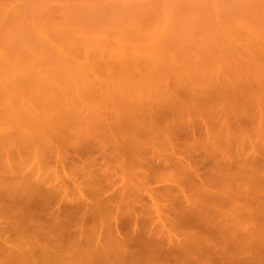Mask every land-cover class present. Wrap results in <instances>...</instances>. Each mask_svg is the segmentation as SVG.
I'll return each mask as SVG.
<instances>
[{
    "label": "rangeland",
    "instance_id": "obj_1",
    "mask_svg": "<svg viewBox=\"0 0 264 264\" xmlns=\"http://www.w3.org/2000/svg\"><path fill=\"white\" fill-rule=\"evenodd\" d=\"M43 27L47 29L45 34L42 33V30H45ZM48 32L49 37L47 36V38H43ZM12 37H16V42H14L13 45L15 47L19 45L20 49L24 48L23 52H25V49L27 48V52L30 51L29 47L31 48V46H33L31 48L32 54L30 53L31 59L28 58V56L21 60L18 56L19 60H17L19 65L21 63V66L23 67L26 59H30L31 62H28L30 64L29 67L31 66L28 69L29 76L34 77L35 73H38L37 71L42 65L39 66V61L41 59L38 61L37 59L41 58V55L39 57L38 55L43 54V52L44 54L42 57L44 56L47 63L50 61V70L54 69L52 68L54 67L52 65L55 63L58 66L60 60L64 61L62 62L63 64L67 63V58L69 59V67L67 68H70V66L75 63L72 66L75 67L76 65V68H66L64 74L62 73L64 71L62 70L63 68H60V71H57V73H60L57 74L58 76L55 71V74H53L58 78L61 74H63V76L67 74L73 75V72L71 71L76 70L74 71L76 73L78 68H83L86 72L88 69L94 70V73L90 70L91 72L88 79H86L87 75L83 80L79 79L84 82L82 83L80 81V86L78 85L77 80L74 79H77V77H79L78 74L80 73H76V77L74 75L70 76L75 80L78 88L75 86L76 84L73 83L74 81H72V83L68 82V84H73V88H75L74 90L71 87L72 85H69L70 88L67 87L68 89L65 88L62 92L60 91L63 88L60 90L58 87L57 90H60L59 92L65 94V96L66 92L69 93V95H75L74 93L76 90L78 92V98L80 100L82 99L81 102L85 98L84 100H86V102L83 101V103L76 104L79 107L78 111L85 109V119L78 118L82 115L76 116V114L78 115V112L76 111L74 118L72 117L73 119H70V121L68 120L72 124V129H68V127H65L66 125H63L62 127V123H59V120H57L59 126L61 125L60 130L57 131L55 128L56 133H54V128L53 130L51 128L50 130L54 132H50L48 129V133L47 131L43 133L47 129L46 125L48 124L46 123L51 121V118L50 120H47L49 118L47 116H49L50 113L47 115L43 113L47 111L45 108V111L40 112L44 109H39L41 102L40 105L37 104V97V101L34 102L36 103V106L35 104H32L33 100L31 101L30 97H34V95L29 97L30 93L26 94L28 97L23 96L25 99L27 98V103L24 101L27 106L26 104L25 106L18 104L17 106L19 107H17L13 105L12 102L10 103V98L13 99V97L10 96L13 87V89H15L13 92L16 94L14 100L17 99V94L21 89L22 92L19 94L22 93L25 95L26 91L23 90V83L19 81V78H17V80L19 79L18 83H20V86L22 85V88L17 82L14 83L17 81L16 79L12 82L14 84L10 85L11 81L5 83L8 81L7 78L9 77V71L13 74V79L18 76L17 73L20 74L21 72H26V68H23L25 71L20 69L21 72L17 71L16 73L15 69L11 71L7 66H4V63H0L1 66L3 65L6 69L5 72L3 68L0 69V79L2 77V80H0V114H2V116L0 115V125L4 123L2 124V127L0 126V130L2 129L0 131L2 133L0 138H3L0 140L2 141L0 142V175L2 174L5 179L2 178V175L0 178L3 180L8 179L16 184L18 181L19 183L22 182V178L28 180L30 177L27 178V176L31 174L33 175H31L33 179L35 177V179L39 181L43 180L41 177H44L45 179L47 178V180H45L47 182L45 186L50 188V192L51 190L53 191L52 194H49L54 201L53 208H56L59 204H74L78 202L80 198L82 199V197H88V206H94L97 205V203L99 204L100 201L106 199V196L110 193L113 195V199H115L113 202L116 204V211H114V214L119 213L121 214V217H131L132 214H140L143 220L148 217L149 213L150 215H156L158 212L156 206L160 209V213L158 214L166 216L169 210L164 206V202L167 203L168 201L165 200V197H169L163 196L165 192L172 194L175 192L177 194L178 192L181 196L180 199H183L184 196H182L183 193L181 190L185 189L187 190V194L196 196L199 194V190L193 183L195 182V178L197 181L201 180V182L203 180L212 181L217 174L218 176L216 177L219 178L220 175L216 171L219 172L221 169L217 167H219V165L220 167L221 165H224L219 162L226 163L227 161L222 158L223 155H227L228 160L232 159L233 161L234 159H244L248 154L250 156H260L264 151V109L261 108V106H258V104L264 106V0H0V43H3L4 41V45L2 43L1 45L7 47L6 44H8L9 47V44L13 43V41H10L13 39ZM5 39L8 40V43ZM17 39L19 40L18 42ZM44 40H53L54 45L52 42L47 43ZM21 42L24 43L23 45H25L26 48ZM44 42L47 43L45 46L42 45ZM47 45H52L59 54L56 53L52 47L49 48ZM46 46L48 47L47 49H49L48 52H51V54L49 53L48 55L50 58L45 55L46 53L48 54L47 50L42 51L43 47L45 49ZM4 47L2 48L3 50L0 49V55L2 56H0V59L3 57L5 59L3 58L4 60L2 59L0 62L8 60L6 62L8 65L10 62L9 60H11L8 59L10 53L7 54L9 50L7 48L8 51L5 50ZM16 50L13 51V54H15ZM52 50L55 52L54 54ZM89 53L91 54V57H93L92 61L95 62L94 67L97 70L91 68L93 63L91 67L88 65L91 61L90 59L89 61H87L88 58H86L87 60H85V58L83 59V57H87V55L90 58ZM125 53L129 54V56L126 57ZM13 54L11 53V56ZM113 54H118V56L123 59L126 57L129 62L134 58L132 60L133 66L129 64V66L124 65L122 68L123 65H119V61L115 62V59L110 58V55L113 56ZM121 54H123L124 57ZM17 55L16 58H12L18 59ZM130 55H133V57L131 58ZM150 55H152V57ZM21 56L23 57V55ZM100 56L101 58L102 56L105 57L107 65L103 61L104 58L101 60ZM148 56L151 58L147 59ZM153 56L155 57L156 64H159L158 66H153L156 64H148L152 61L151 59ZM97 57L99 59H97ZM55 58L56 61L51 64L52 60H55ZM79 58L84 60L85 63L88 62L87 65ZM15 59L13 60V63ZM111 59L114 60L112 61L114 64L111 62ZM136 60L138 61V65L136 64ZM71 61L73 62L72 64H70ZM124 61L126 60L124 59ZM129 62L127 61V63ZM198 62H200L199 65L201 67L198 66L196 70L195 67L197 64L195 63ZM13 63L10 62L11 66L9 67L8 65V67L11 68L18 65L16 62L15 64ZM47 63L45 62L46 65ZM62 63H59V65L62 66ZM81 63L86 67H82L81 65L80 68ZM77 64L79 65L78 68ZM115 64L119 68L121 66V68H117ZM194 65L196 66L194 67ZM152 66L153 68H151ZM183 66L184 68L186 67L185 70H189L181 71V69H184L182 68ZM177 67H180V69ZM44 68L42 69L44 70ZM55 69L58 68L55 67ZM49 71H46V74L49 73ZM24 74H28V72ZM84 74L87 73L83 72V75ZM5 75L7 77H5ZM38 75L36 76L38 77ZM48 77L51 78L53 76ZM3 78L6 80L4 83L2 82L4 81ZM198 79H200V83L197 81ZM9 80L11 79L9 78ZM39 80L38 82H41V80ZM58 80H56V84H59ZM63 81L64 79H62V82ZM144 81L147 82V85L144 84L146 83ZM85 82L88 84L90 82L87 91L82 86L85 85ZM126 82H128L129 86H127L128 84H126ZM152 82L154 83V86H152ZM166 82L169 85H166ZM182 82L183 84L181 85ZM43 84L44 83H40V85ZM62 84L63 83H61V86ZM140 84L144 85L142 86ZM184 84H186L187 87L184 86ZM137 85L139 88H137ZM192 86L196 89L194 87L192 89ZM80 87L86 91V93ZM149 87L151 89L148 91ZM48 88L44 90L47 91ZM51 88H53V92L56 90L54 87ZM165 88L167 90H165ZM18 89L19 92L16 93V90ZM94 90V95H96L94 98L97 99L93 98ZM154 90L156 92H161H158V94L163 95L165 93L167 95H164V98H162L163 96L157 95ZM36 91H39V89ZM72 91H74V93ZM168 91H170V93ZM206 91H208V94ZM226 91L227 93H225ZM48 92L50 93V90ZM96 92L99 95L103 93L102 96L104 95L105 98L102 97V99L104 98L103 100H101V98L99 99ZM81 93L87 95L85 96ZM137 93L140 94L139 97ZM35 94L37 95L38 93ZM124 94L131 97L130 100L134 99L135 103L139 104V106L137 105V107L135 103H133L134 100L132 102L123 99L121 96L123 95L126 97ZM144 94L148 97L144 96L142 98V95ZM209 94L211 95V98L209 97L208 99V97H204L210 96ZM229 94L231 97L235 95V97H233L235 98V100L233 99V102ZM51 95L53 94H50L49 96ZM5 96L7 99H10V101L6 100L7 102H4ZM65 96L63 99H65ZM175 96H177L178 99H176ZM45 97L48 96L46 95ZM69 97L71 98V96ZM114 97H121V100L126 101L120 102L119 99H117L114 102ZM145 97L147 100L148 98L151 100H145V104L143 102L142 106L141 98L144 100ZM215 97L219 98L216 100L219 105L224 99H228L224 103V106L226 105L228 110L225 109L224 106H222L223 109H221L217 106L218 104H213L216 102ZM45 99L47 102V98ZM221 99L223 101L220 102L219 100ZM73 100L76 101L75 99ZM191 100L193 101L191 102ZM43 101L42 103L44 104L45 101ZM204 101L205 103H203ZM227 101L229 103L231 102V104L236 101L234 105L238 110H236L233 105L226 104ZM13 102L15 103L16 101ZM211 102L212 104H210ZM29 103L36 108V111L34 110L35 114L39 112V116L37 115L38 120L41 119L39 118L40 113L42 114V118L47 117L45 121L43 120L44 123L42 119L38 121L39 123L42 121L41 126L35 123L37 127L40 126L38 129L42 127L44 128L42 129V132H38L41 129L36 130V126L34 127L32 125V120L34 119L31 120L32 122H30V120L26 121V119L29 118V115L27 114V111H30ZM73 103L68 105L72 108L76 102ZM11 104L14 106L13 108ZM46 104L47 103L44 105ZM44 105L42 106L44 107ZM256 105L258 109L260 108L259 110L256 108ZM55 106L57 107L56 104ZM54 107L53 109H55ZM58 107L60 106L58 105ZM18 108L26 110L23 111L26 112L24 114L28 115L27 118L26 115L25 118L21 116L22 111L19 112ZM134 108L139 109L140 112H136L138 110ZM148 108L154 110L153 117L157 120L159 119L160 126H158L159 128L157 129L159 132L148 134L146 131H149V129L146 126H141L142 110ZM204 108L205 110H203ZM9 109H11L10 112L12 114L9 112ZM233 109L238 111V113L235 114L236 112L234 113ZM128 110H131L132 112ZM134 110L135 114H133ZM229 110L233 111L230 112ZM34 111H31V113ZM65 111L67 112V110ZM180 111H187V114H183V112L181 114ZM96 112H99V114ZM59 113L62 112L60 111ZM225 113L228 115L225 116L227 119L224 118L226 119V122L220 117ZM35 114L34 116H36ZM54 114L53 117L55 118ZM234 114V117L232 116L228 119L230 115ZM51 115L50 117H52ZM63 115L60 117L64 118ZM181 115L185 116L179 118ZM3 116L5 117V120L1 118ZM19 117H22L23 121L28 123V126L31 125L34 127L36 130L32 129L35 131L34 133L37 132L39 136L41 133L44 135L40 137L37 135L39 138L37 136L35 138L34 136L36 134H34V140L31 138L32 134L31 137L26 138L29 136H27V131L29 130L28 133H31L32 130H25V128L22 127V125L24 126V122H22L23 124H20L22 118L19 120ZM175 117H178V120H182L184 124H187V122L189 124L187 126H182V128H176L172 125V120L175 119ZM57 118L58 117H56V119ZM182 118L188 120L183 121ZM165 119H167V121ZM52 120L55 121L54 119ZM57 121H55L56 124H58ZM29 122L31 124H29ZM34 122L36 121L34 120ZM55 122H49L50 126L51 123L54 124ZM132 125L135 127H132ZM50 126L48 125L49 128ZM120 126H125V128ZM23 128L26 131V136L24 133L25 131L23 133L21 131ZM6 135H12L13 138ZM136 144L138 146L140 145V148H145L139 149V151H142L143 155L137 150L139 147H135ZM204 145L206 148H202V146L205 147ZM127 148H136L137 152H134L137 154L132 155L130 152L132 156L128 155L129 151ZM230 154L232 156H230ZM144 156H146L145 159ZM162 158L166 161L162 160L166 163L164 165L162 162V165L166 166L168 164V166L165 167L166 169L160 167L161 161L157 163V161ZM170 158L175 161L177 158V161H172ZM202 158L207 159L208 162L205 161V163V159ZM123 160H126L125 163ZM130 161H132V163L136 162L134 163L136 166L139 165L137 168L133 165L134 167L131 169L134 168V171H131L130 169L132 164H130ZM182 161L183 163H181ZM177 162L178 164H176ZM170 163H173L174 165L172 164L170 167ZM149 164L153 169L152 171L151 167L148 170ZM206 166L207 168L209 167L208 170ZM196 167L199 170H197ZM17 170H21L20 172H22V174L20 172V174H17ZM214 170L216 175H214ZM186 171L189 180L185 176ZM221 174V177H224L223 173ZM102 176H105L104 178L108 177L106 183L109 191L100 189L102 187L99 188L98 184H102ZM209 176L212 177L209 178ZM208 178L211 180H208ZM110 183L111 185H109ZM60 184H65L62 187H66H61V189L59 188V186H61ZM3 185L5 184L3 183L2 187ZM7 185L3 188L0 187V200H3V202H0V227L2 228L6 227L5 220L10 217V214L13 215L14 211V209L9 208L7 203H5L11 199L3 192V189H6ZM167 189H170L171 192H168ZM55 190L58 192L56 193ZM151 194L153 195V198L150 197ZM156 198L157 201L154 200ZM175 199L176 198H174V200ZM176 202L180 203L181 200L177 199ZM10 224H12V221ZM4 225L5 227H3ZM146 227H149V224H146ZM6 229H9V227ZM130 232H133V235L131 234L132 236L136 234L133 225L130 226ZM17 244L19 245L20 243L18 242ZM18 247L16 246V248ZM253 249L254 251H262L261 249L254 247ZM142 258L151 259L148 253L142 254L141 259ZM57 262L55 261L53 264H73L71 262Z\"/></svg>",
    "mask_w": 264,
    "mask_h": 264
},
{
    "label": "bare ground",
    "instance_id": "obj_2",
    "mask_svg": "<svg viewBox=\"0 0 264 264\" xmlns=\"http://www.w3.org/2000/svg\"><path fill=\"white\" fill-rule=\"evenodd\" d=\"M44 29L45 30H42L43 34H45V31L47 32V29L46 28H44ZM46 34H47L46 36L42 35L43 38H47V36L49 37V35H48L49 32ZM12 38L13 39H11V40L9 39L11 42L13 41V43H11L12 45L9 44L11 46V48H10V46L8 47V44H6L7 47H4L1 45L2 42L0 43V47H1L0 49H2L4 47L5 50H7V49L9 50V51L7 50L8 51L7 54L10 53L8 55V57H9L8 59H11V60H9V61L11 63H13V60L16 58L17 54H18L17 55L18 59H15L13 64H15V62H16L19 65V63L17 62V60H19V57L21 60H23L29 56L28 58L31 59V54H32L31 48L33 46H31V48L29 47L30 51L27 52V50H28V48H27V49H25V52H23L24 48L20 49L19 45L17 47H15L13 45L14 42H16L15 41L16 37H12ZM5 40L8 43V40L7 39H5ZM18 41L19 40L17 39V42ZM44 41H46L47 43L52 42L54 45L53 40L52 41L51 40L50 41L44 40ZM41 42H43V41H41ZM3 43H4V41H3ZM19 43H17V44H19ZM33 43H32V45H33ZM47 43L44 42V44H42V43L41 44L43 46H45ZM23 44L24 43H22V45ZM23 46L25 47V45H23ZM47 46H49V45H47ZM47 46L45 49L43 47L42 51L47 50V52H48L49 49H47L48 48ZM51 47H52V45L49 46V48H51ZM17 48H19V49H17ZM12 49H14V50H12ZM15 50H16V52H15V54H13L14 53L13 51H15ZM53 50H55V52H56V49L53 48ZM53 50H52V52H53ZM17 51H19L20 53ZM55 52H53V54ZM11 53L15 56H13V55L11 56ZM49 53L51 54V52H48V54L47 53L45 54V55H47L46 57H48ZM56 53L59 54V52H56ZM43 54H44V52H43ZM43 54L38 55V57L41 55V58H38L37 61L39 59H41L39 61V66H41V65L42 66L40 68L38 66L40 71L38 70L37 71L38 73L37 74L35 73V76L39 74L38 77L34 76L35 78L32 76H29L28 69L31 66L29 67L30 64L28 62H31L30 59L29 60L26 59V61L24 60L25 62L23 64V67L21 66L22 64L20 63L19 66L15 65V66L9 68L11 66L10 62L8 64L9 67L6 63L8 60L0 62V63H4V66L5 67L7 66L8 69H11V71L13 69H15L16 73H17V71L21 72L20 69L23 70L24 67L26 68V72H21L22 73V74L20 73L21 75L17 73L18 76L20 75L19 77L17 76L16 78L12 79V77H14V76L9 71V77L7 78L8 81H6L5 78H3L4 81H2V82L4 83L6 81L5 83H7V82L11 81L10 85L14 84L16 82L18 83L19 81H21V83H23L22 84L23 88H24L23 90L26 91L25 95H23L22 93L19 94L20 92H22V89L20 92H19V89L16 90V93L19 92L18 93L19 95L17 94L18 97L16 100H14V97L16 98V94H14V92H13L15 89H13L14 87L13 88L11 87L13 91L10 92V96L13 97V99L8 97L11 99V101H10V99H7V97L5 96L4 102H7L6 100H9L10 103L12 102L13 105H15V106H17L18 104L25 106V104L27 103V100H26L27 98L25 99L24 97L25 96L28 97V95H26V94L30 93L29 97L31 95L32 96L34 95V97H30L31 101L33 100V103L32 102H30V103H32L33 105L35 104V106H36V103H34V102L37 101V99H36V97H37L38 98L37 104L40 105V102H41L40 107L38 106L39 109L45 108L47 110V111H45V109L44 110L40 109L41 110L40 112L45 111L43 113H45L46 115L49 113L51 115V113H52V115H51L52 117H50V115L47 116V117H49L47 120H50V118H51V121H49V122L53 123V122L59 120V123H62L61 124L62 127H63V125L64 126L66 125L65 127H68V129L69 128L72 129V126H71L72 124L69 121H70V119L74 118V114L76 113V111L78 112V115L76 114V116H80V115L83 116V117L80 116L78 118H81V119L84 118L85 119V117H86V114L84 112L85 109L78 111L79 107H78V105H76V104L83 103V101L86 102V100H84L85 99L84 98L83 101L81 102L82 99L80 100L78 98V95H77L78 92L76 90H75V93H74V91H72L75 95H73V94L69 95V93L66 92V96H65V94L60 93V92H62L67 87L70 88L71 85H72L71 86L72 89L74 90L75 88H73V84L70 85V84H68V82L72 83V81H74L73 83L76 84L75 80H77L78 85L81 84V82L84 83L82 81L84 79V77L87 75V78L86 77L85 78L88 79L90 72L92 71V73H94L93 72L94 70L90 69L91 70L90 71L87 67L89 72L88 71L86 72V71H84L83 68H81L82 63L80 64V68L83 70L79 69L78 68L79 65L77 64L78 65L77 68L79 69V71L77 69L76 73L77 74L80 73L82 76L80 74H78V76L82 77V78L77 77V79L74 78L75 80H73L70 76H73V75L75 76L76 73L74 71H76V70L71 71V72H73V75L67 74V75L63 76V74L65 73V69L67 67H69V59L68 58H67L68 62L65 64L62 63L64 61H61L59 59L60 60L59 63H62L64 66L59 65V63L57 66V64L55 63L54 65H52V66H54V67H52L54 69H51L52 70V72H51V70H50L51 65L49 64L50 63L49 60H52V59H49L48 60L49 63H47V61L44 59V56L42 57ZM86 54H88V53H86ZM21 55H23V57ZM24 55H26V56H24ZM121 55L124 57L123 54H121ZM125 55H126V57L129 56V54H126V53H125ZM56 56H58V55H56ZM89 56H90V58L87 55V57L84 56L83 59L85 58V60H87L86 58H88L87 61H89V59H90L91 63L90 62L85 63L84 60H81L80 58L79 59L82 62H84L86 65L88 63V65L90 67L93 63L91 68L94 69L95 68L94 67L95 62L92 61L93 57H91L90 53H89ZM110 56H111L110 58L115 59V62L119 61V65H121V66L123 65L122 68L124 67V65L125 66H127V65L129 66V64L132 65V60L134 59L133 58L131 60V62H129V60H127L126 57H124V59L126 60V61H124V59L122 57H119L118 54H113V56L112 55H110ZM130 56H131V58L133 57V55H130ZM150 56L152 57V55H150ZM150 56H148L147 59L151 58ZM12 57H15V58L13 59ZM48 58H50V57H48ZM75 58H77V57H75ZM100 58H101V56H100ZM103 58H104V60H103ZM2 59H0V61H2ZM97 59H99V58L97 57ZM53 60H52L51 64L56 61V58L54 61ZM101 60H103L104 63H106L105 57L102 56ZM151 60L153 62L151 61L150 63H148L149 65L156 64V60H155L154 56ZM112 61H114V60L111 59V62ZM127 61L129 63H127ZM41 62L42 63L44 62V63L42 64ZM45 62L47 63V65L45 64ZM124 62H125V64H124ZM72 63L73 62L71 61L70 64H72ZM112 63L114 64V62H112ZM73 64H75V63H73ZM136 64L138 65L137 60H136ZM195 64H197V66L194 65V67L196 66L195 67L196 70H197L198 66L201 67L199 65L200 62L195 63ZM27 65H28V67H27ZM65 65H67V66H65ZM106 65H107V63H106ZM158 65L156 64L153 66H158ZM202 65H203V63H202ZM0 66H1V64H0ZM4 66L2 65L0 69L3 68V70L5 72L6 69ZM71 66H70V68H67V69L76 68V65H75V67H73V66L71 67ZM121 66H120V68H121ZM153 66L151 68H153ZM55 67H57L59 70L55 69ZM82 67H86V66L82 65ZM116 67H117V65H116ZM42 68H44V70ZM60 68H63L62 70H64V71L62 72L63 74H61L62 76L59 75V78H58L57 74H60V73H57V71H60ZM117 68H119V67H117ZM177 68H176V70H177ZM182 68H184V66ZM185 68L181 69V71L185 70ZM45 69L47 72L50 70L49 73L46 74ZM119 69H117V70H119ZM178 69H180V67ZM85 70H86V68H85ZM95 70H97V69L95 68ZM186 70L188 71L189 69H186ZM23 71H25V69ZM55 71H56L57 76L56 75L54 76ZM81 71H82V73H81ZM191 71H192V69H191ZM198 71H196V72H198ZM27 72H28V74H24ZM50 72L52 75L50 74ZM83 72H85L87 74L83 75ZM40 73H41V75H40ZM2 74H4V73H2ZM10 74H11V76H10ZM77 74H76V76H77ZM48 76H53V77L50 78ZM180 76H182V75H180ZM5 77H7V76L5 75ZM55 77H56V80L59 79L58 80L59 84H56L57 81L55 80ZM9 78L11 80H9ZM17 78H19L20 80L18 79L19 80L18 81ZM38 78L41 80V82H38V80H39ZM15 79L17 81H15ZM62 79H64L63 82H62ZM79 79H82V80H79ZM0 80H2V77ZM60 80H61V82H60ZM178 80H177V82H178ZM199 80L200 79H198L197 81H199ZM12 82H14V83H12ZM37 82H38V84H37ZM64 82L67 83L68 85L65 84ZM144 82H146V81H144ZM40 83H44V84L40 85ZM46 83H47V85H46ZM61 83H63L62 86H61ZM184 83H186V82H184ZM199 83H200V81H199ZM18 84L20 86V83H18ZM55 84H56V86H55ZM89 84H90V82H89ZM89 84L85 82L86 86L82 85L86 91L88 89ZM126 84H128V82H126ZM144 84L147 85V82ZM182 84H183V82L181 83V85ZM194 84H196V83H194ZM140 85H142V84H140ZM163 85H165V84H163ZM166 85H169V84H167V82H166ZM179 85H180V83H179ZM75 86H77V84ZM127 86H129V84ZM152 86H154V83ZM184 86H186V84H184ZM189 86H190V84H189ZM36 87H38V88H36ZM45 87L46 88L50 87V88H48V90L45 91L46 90ZM51 87H54V89H56V90L53 92V88H51ZM58 87L60 88V90L62 88L63 89L61 91L59 90L60 91L59 92V91H57ZM165 87H167V86H165ZM193 87L194 86H192V89H193ZM17 88H18V86H17ZM35 88H36V90L39 89V91H36ZM77 88H78V86H77ZM137 88H139L138 85H137ZM146 88H147V86H146ZM196 88H197V85H196ZM150 89L151 88L149 87L148 91ZM192 89H190V90H192ZM49 90H50V93L48 92ZM165 90H167V89L165 88ZM7 91H10V90H7ZM43 91H44V93H43ZM56 91H57V93H56ZM86 91H84V92L86 93ZM145 91H146V89H145ZM189 91H188V93H189ZM209 91H212V90H209ZM93 92H94L93 93V95H94L95 90ZM97 92H96L97 97L99 99L101 98V100H103L105 98L104 95L102 96L103 93H101V95H99ZM99 92H101V91H99ZM158 92H160V91H158ZM158 92H156L157 95H161V94H158ZM168 92L170 93V91H168ZM196 92H198V91H196ZM207 92L208 91H206V93ZM212 92H214V91H212ZM218 92H219V90H218ZM35 93H38V94L36 95ZM41 93H43V94H41ZM85 93H81V94L85 95ZM89 93L92 94L91 92H89ZM225 93H227V91ZM45 94L48 97H45L46 96ZM50 94H53V95L49 96ZM87 94H88V92H87ZM126 94H124V95L126 96ZM60 95H62V96H60ZM137 95L139 97L140 94L137 93ZM152 95H154V94H152ZM164 95L166 96L167 94L164 93L163 95H161V96H163L162 98H164ZM0 96H1V94H0ZM64 96H65V99H63ZM69 96H71V98ZM95 96L96 95H94L93 98ZM144 96H147V95H145V94L142 95V98ZM41 97L43 98V100L45 98H47L48 101L46 102V99H45L44 100L45 102H44ZM102 97H104V98L102 99ZM121 97L123 99H127V100H130V98H131L128 95L126 97H124L122 95ZM175 97H176V99H178L177 96H175ZM204 97H208V99H209V97L211 98V95L210 96H204ZM233 97H235V95ZM233 97H231V95H230V98H232L231 99L232 102L235 100V98H233ZM120 98L114 97V102L117 99H119L120 102L126 101V100H121L122 98L121 99ZM142 98H141V101H142L141 105L143 106V102L145 100H147V98L145 97L144 100H142ZM159 98H160V96H159ZM217 98L215 97V101L217 100ZM225 98H229V97H225ZM73 99H75L76 101H74ZM94 99H97V98H94ZM197 99H199V98H197ZM222 99L219 101L220 102L223 101ZM21 100H22V102H21ZM63 100H64V102H63ZM66 100L68 101V103ZM133 100L131 99L130 101L133 102ZM148 100H151V99L148 98ZM226 100H228V99H224V101L222 102L223 105H222V103L219 105L218 101H216L217 103L215 102L213 104H218L217 106H219L221 109H223L222 106H224V103ZM9 101H8V103H9ZM13 101H16V102L14 103ZM24 101H26V103ZM42 101L44 102V104L45 103H47V104L44 105L42 103ZM69 101H71V102H69ZM72 101L74 103L75 102L76 103L74 104ZM112 101H113V99H112ZM156 101H158V100H156ZM176 101H179V100H176ZM192 101L193 100H191V102ZM30 103H29V105H30ZM58 103H60V104H58ZM71 103H73L75 105V108H74V105L72 108L68 105V104L71 105ZM133 103H135V100ZM203 103H205V101ZM235 103H236V101H235ZM235 103L231 104V102L229 103L227 101L226 104L233 105L235 108V105H234ZM55 104L57 105V107L55 106ZM144 104H145V102H144ZM206 104H207V101H206ZM210 104H212V102ZM210 104H209V106L211 107ZM13 105H12V108L14 107ZM42 105H44V107ZM48 105H50V106H48ZM58 105L60 107H58ZM135 105L139 106V104H136V103H135ZM229 105H228V107L230 108ZM26 106H27V104H26ZM32 106L30 105V107H29L30 111H27V114L29 116L27 114H24V113H26V112H24V111H26L25 109H19L18 108V110H19V112L22 111V115H21V113H20V115L23 116V118H25V115H26V118H27V116L30 118V119L27 118L26 121H29V120H30V122H32V121L34 122V120L36 121L34 123L32 122V125L34 127L36 126V130H37L38 127L41 126V124H42L41 122L43 120L45 121V119L47 117L42 118L41 117L42 114L40 113L39 118H41L42 121L39 123L38 121L41 120V119L38 120L39 112L35 114L36 108L33 106L34 107V109H33ZM68 106H69V110H68ZM133 106H134V104H133ZM225 106H224V108L227 109V106L226 107ZM258 106H261V108L264 109L263 105L258 104ZM17 107H19V106H17ZM53 107L55 109H53ZM220 108H218V109H220ZM256 108L258 109L257 105H256ZM57 109H59V110H57ZM134 109H136V108H134ZM235 109H233L234 113L236 112L235 114H237L238 111H235ZM65 110H67V112ZM131 110H128V111L132 112ZM136 110H138L136 112H140L139 109H136ZM182 110H184V109H182ZM203 110H205V108ZM233 110H231V111H233ZM236 110H238V109H236ZM10 111H11V109H9V112ZM31 111H34L32 113H34L36 116H34V114H32ZM58 111L59 112L61 111L62 113H59ZM81 111H83V112H81ZM222 111H224V110H222ZM5 112H6V110H5ZM46 112H48V113H46ZM69 112H70V114H69ZM142 112L143 113H141V116H142V118H141L142 119V125L141 126H146L149 129V131H146V132L148 134H150L152 132L153 133L159 132V130H157V129L159 128L158 126H160V122H159V119L157 120L153 117L154 110H151L148 108L145 110L143 109ZM182 112L183 111H180L181 114H182ZM6 113H5V115L7 116ZM63 113H64V115H63ZM96 113L99 114V112H96ZM184 113L187 114V111L183 112V114ZM227 113L223 114L224 116L223 115L220 116L223 118L224 122H226L225 120L227 119V117H225V116L229 115V113H228V115H226ZM53 114H54L55 118L53 117ZM133 114H135V110L133 111ZM235 114L230 115L228 117V119L232 116L234 117ZM0 115L2 116V114H0ZM62 115L64 116V118L60 117ZM68 115H70V116H68ZM182 116H185V115H181L179 118H181ZM56 117H58V118L56 119ZM1 118H3L5 120L4 116ZM8 118H10V117H8ZM20 118H22V117H19L18 119L20 120ZM23 118L21 119L22 121L20 122V124L22 122H24ZM179 118L175 117V119L172 120L173 121L172 125H174L176 128H182V126H187L189 124L188 122H187V124H184L182 122V120H178ZM224 118H226V119H224ZM32 119H34V120H32ZM52 119H54L55 121H53ZM182 119H183V121L188 120V119H184V118H182ZM6 120H7V118H6ZM64 120L66 121V123L68 122L67 123L68 125L65 123ZM165 120L167 121V119H165ZM44 121H43V123H44ZM63 121L65 124L63 123ZM166 121H165V123H166ZM2 122H4V121H2ZM30 122H29V124H31ZM49 122L48 123L45 122V123L50 126ZM35 123L37 125L39 124L40 126L37 127V125ZM52 123H51L50 128L48 127V125H46L47 129L45 131L43 130L44 131L43 133H45L48 129L50 132H54L55 128L57 131L60 130L61 125L59 126L58 121H57L58 124H56V122L54 123L55 126ZM69 123H70V125H69ZM2 124H4V123H2ZM2 124L0 125L1 127L3 126ZM42 126H44V125H42ZM22 127H24L25 130L34 129V127H32L31 125L28 126V123H25V122H24V126L22 125ZM27 127H29V128H27ZM120 127L125 128V126H120ZM132 127H135V126L132 125ZM24 128L21 130L22 133L25 131ZM51 128H52V130L54 128V131H51L50 130ZM39 129H41V130H39ZM39 129H38L39 130L38 132H42V129H44V128L42 127ZM34 130H32L31 133H28L29 132V130H28L27 136L28 135L29 136L26 138L31 137V134H32L31 138H33V140H34V137L36 138L37 135L39 136V134H37V132L34 133L36 131V130L35 131ZM24 133L26 136V131ZM47 133H48V131H47ZM54 133H56V131ZM1 134L2 133L0 132V136H1ZM34 134H36V135L34 136ZM14 135H15V133H14ZM43 135H42V133L40 134V136H43ZM6 136L13 138L12 135H6ZM22 138H25V137H22ZM2 139L0 138V140H2ZM0 142H2V141H0ZM136 143H137V141H136ZM138 144H139V142H138ZM135 147L136 148L139 147V148H137L138 151H139V149H145V148H140L141 146L140 145L138 146L137 144L135 145ZM136 148H127V150L129 151L128 155L132 156L134 154H137ZM202 148H206V146L205 147L202 146ZM237 150H239V149H237ZM122 151H123V149H122ZM134 151H136V152H134ZM130 152L132 155L130 154ZM139 152L142 153V151H139ZM142 155H143V153H142ZM230 156H232V155L230 154ZM145 157L146 156H144V159H145ZM165 157H167V156H165ZM222 158H224L227 161H226V163L219 162V163L224 164V165H221V167L219 165V167H217V168H219L221 170H219V172L218 171H216V172L219 173L220 177L222 175L221 173H223L224 177L217 178L216 176H218V174L216 175V172L214 170V172H215L214 175H216V176H214V179H212V181L203 180L201 182V180L197 181L195 178V180H194L195 182H193V183L195 184V187H197V189L199 190V194L197 193L198 195H196V196H193L191 194L190 195L187 194L186 193L187 190H185V189L181 190L183 193L182 196H184L183 199H180L181 196L179 195L180 193L178 194V192H177V194H176V192L173 193L175 195H173L172 193H166L165 192L163 196L169 197V198L165 197V200L168 202L167 203L164 202V206L167 208V210H169L168 214L166 216H162L163 214L162 215L158 214V213H160L159 212L160 209H158V206H156V210L158 211L156 213V215H154V214L150 215V213H149L148 217H146V219L144 218L143 220H142L140 214L139 215L138 214H132L133 217L132 216L131 217H121V214H119V213L114 214V211H116L115 210L116 204L113 202V200H115V199H113V195L110 193H108V195L106 196V199L100 201L99 204L97 203V205H94V206H88L89 205L88 197H85V198L82 197V199L80 198L79 201L74 203V204L73 203L59 204V205H57L56 208H53L54 201L49 196V194H52L53 191L51 190V192H50V188L45 186V184L47 183L45 180H47V178L45 179L44 177H41V179H43V180L40 179L41 181H39V180H36L35 177L33 179L32 174H31L32 176L25 174V175H28L27 178L30 177L29 179H31V180L28 179L29 180L28 181L27 179L24 178L25 179L24 180L22 178L21 179L22 182L19 183V181H18V183L16 184V183L11 182L10 180L6 179L8 181V185H7V181L3 180V179H5V177L3 178V175L1 174L3 179L0 178V184H1L0 187L3 188L5 185H7L6 189H3V192L11 198L9 201H7L5 203H7L9 208L14 209V211H13V215L10 214V217L7 220H5L6 221V224H5L6 227H5V225L3 226L5 228L0 227V264H51V263L53 264V262H55V261L56 262L61 261L63 263L71 262L73 264H264V151L262 152V154L260 156H250L248 154V156H246L244 159L239 158L241 160L234 159L232 161V159H230L231 160L230 161V160H228L227 155H223ZM231 158H233V157H231ZM235 158H237V157H235ZM202 159H205V158H202ZM162 160H163V158L161 160L157 161V163L161 161L160 167L162 169L163 168L166 169L165 167L168 166V164L166 166H164L166 163L163 162L165 160H163V161ZM125 161H124V163H125ZM143 161H145V160H143ZM169 161H167V162H169ZM172 161H175V160L173 159ZM176 161H177V158H176ZM205 161L208 162L207 159H205L204 162ZM162 162L164 165H162ZM131 163H132V161H130V164ZM134 163H136V162H133L131 164V166L129 164L130 169L134 166L136 168L139 166V165L138 166L134 165ZM181 163H183V161ZM205 163H203V164L206 165ZM172 164L170 163L169 166L171 167ZM176 164H178V162ZM185 165H186V163H185ZM185 165H184V167H185ZM8 166H9V164H8ZM181 166H183V165H181ZM207 166H206V168H207ZM150 167L151 166L149 164L148 170ZM133 169H131V171H134ZM208 169H209V167L207 168V170ZM12 170H14V169H12ZM152 170L153 169L151 167V171ZM197 170H199V169L197 168ZM17 171H16V173L18 174L21 170H19L18 172ZM220 171H222V172H220ZM20 173L22 174V172H20ZM138 173H140V172H138ZM182 173H184V172H182ZM187 174L188 173L186 171L185 176L188 179ZM212 176H213V174H212ZM104 177L105 176H102V179H101L102 184H98L99 188L102 187L100 189H103V190L105 189V190L109 191L108 187H107L108 185L106 183V180H108V177L107 178H104ZM139 177H140V175H139ZM194 177H193V179H194ZM211 177L209 176V178H211ZM11 178H12V175H11ZM209 178H208V180H211ZM3 181H6V182H3ZM3 183L5 185H3V187H2ZM11 183H12V186H11ZM13 184H15V185H13ZM63 185H65V184H63ZM63 185L59 186V188H61ZM109 185H111V183ZM65 187L66 186H64L62 188H65ZM167 191L171 192L170 189H167ZM55 192L57 193L58 191L55 190ZM150 197L153 198V195L151 194ZM174 198H176V199L174 200ZM177 199L181 200V202L180 203L176 202ZM154 200L157 201V198ZM0 202H3V200H0ZM11 221H12V224H10ZM146 224H149V227H146ZM131 225L134 226V230L136 231V234L134 236H132L133 235L132 233L134 231L130 232V226ZM7 226L9 227V229H6V228H8ZM120 234H122L123 236ZM18 242L21 244V245L19 244L20 246L17 244ZM16 246L17 247L19 246V247L16 248ZM253 247L261 249L262 251H254ZM147 253L151 257V259H143V258L141 259L142 254H147Z\"/></svg>",
    "mask_w": 264,
    "mask_h": 264
}]
</instances>
